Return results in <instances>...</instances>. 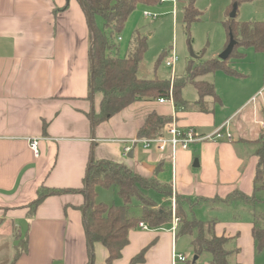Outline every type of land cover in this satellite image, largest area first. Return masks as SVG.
I'll return each mask as SVG.
<instances>
[{"label": "crops", "instance_id": "0c3cea01", "mask_svg": "<svg viewBox=\"0 0 264 264\" xmlns=\"http://www.w3.org/2000/svg\"><path fill=\"white\" fill-rule=\"evenodd\" d=\"M241 5L248 6L241 13L238 8L240 22H264V0H243ZM90 50V26L78 0H0V233L10 225L24 235L25 243L21 254L0 258V264L106 263L108 250L99 243L90 263L84 194L51 196L34 212L29 209L42 186L82 189L93 160L123 165L169 186V198L147 190L161 196V203L154 201L158 207L171 210L178 206L177 197L192 199L194 203L182 204L188 217L216 220V236L233 239L239 249L235 263L259 264L264 251L257 252L254 218L245 211L248 200L241 197L255 199L254 209L264 205L258 197L264 178L257 184L254 143L264 133V81L257 87L240 81L239 89H233L246 76L230 67L242 76L220 75L224 82H218L215 73L214 80L201 78L214 86L217 97L201 99L196 89L194 97L186 96L185 87L181 97L186 104L138 101L94 125L92 115L102 96L90 88ZM154 113L180 128H194L202 137L225 126L232 140L196 143L179 151L173 165L141 146L131 147ZM34 139L39 141L38 158L30 149ZM205 205H224L225 212L209 219ZM172 229L173 222L148 231L132 229L128 246L113 264H130L142 252L144 260L138 264H173V253L187 258L176 264H190L195 236H179L178 229L175 234ZM184 237H190V243L178 246ZM211 258L203 253L191 264H211Z\"/></svg>", "mask_w": 264, "mask_h": 264}, {"label": "trees", "instance_id": "16d2710c", "mask_svg": "<svg viewBox=\"0 0 264 264\" xmlns=\"http://www.w3.org/2000/svg\"><path fill=\"white\" fill-rule=\"evenodd\" d=\"M161 0H78L88 18L91 35L90 50V88L93 94L99 93L102 98L99 110L93 113L94 125L108 121L115 114L121 112L134 102L157 101L160 98H170L172 95L175 105L182 102V90L192 85L199 92L201 99L206 97H217L214 86L201 78L208 74L221 71L230 76H242L231 69L229 62L232 59H242L243 54L237 52L242 47L252 49L255 53H264V22H240L238 17L231 18L230 15L236 7V13L243 0H232L227 8V19L224 27L228 35V42L232 35L238 42L232 55L225 61L211 60L203 63L201 72L193 71L194 60L191 61L187 75L174 82H163L157 78L152 80H141L138 78V68L147 52V39L141 37L137 32L132 37L129 55L120 58L112 55L113 46L109 43L104 31L95 24V18L101 17L106 28H113L120 32L130 15L135 11L139 3L149 6L158 5ZM237 15V14H236ZM202 13L190 3L184 8V22L189 28L194 22H198ZM200 78V79H199ZM201 105V103H198ZM203 106V105H202ZM171 119L157 114H151L145 126L139 131V138H154L162 133L164 125ZM257 184L264 178V149L259 148ZM115 188L123 201L122 206H113L97 202L96 188ZM153 190L164 197H172V189L161 185L155 180H147L127 167L108 161L93 160L88 169L84 187L80 190L52 189L46 186L39 188L37 198L29 205L31 212L48 197L59 196L65 193H82L88 199L84 209V225L86 228L88 255L90 263H94V245L102 244L108 250L105 264H113L122 256V251L129 244V232L138 227L139 223H145L152 229L169 225L173 220L171 210L161 207L156 212L148 213L143 208L139 218L129 215V206L137 201L148 208H155L157 204L147 197L144 192ZM244 200L255 201L248 197ZM246 198V199H245ZM177 208L175 217L180 220L179 236H195L192 248L195 256L203 253L211 254V264H238L234 258L239 254L236 243L231 238L217 237L215 227L216 220L202 221L189 218L188 213L182 207L183 202L192 204V199L176 198ZM182 202V203H181ZM181 206V207H180ZM253 235L258 253L264 251V225L257 215H253ZM197 231V233H195ZM196 234V235H195ZM144 260V252L134 258L130 264H138Z\"/></svg>", "mask_w": 264, "mask_h": 264}, {"label": "rangeland", "instance_id": "374dc122", "mask_svg": "<svg viewBox=\"0 0 264 264\" xmlns=\"http://www.w3.org/2000/svg\"><path fill=\"white\" fill-rule=\"evenodd\" d=\"M191 1L192 0H165V2L155 6L139 3L120 32L114 30L112 27L106 28L104 20L99 16L95 18V24L99 29L104 31L109 43L113 46L112 55L120 58H125L129 55L132 37L135 33L138 32L141 37H145L148 45L147 52L139 65L137 73L138 78L141 80H152L157 78L163 82L173 83L172 69L167 66V64L174 58L177 59L175 63L174 79L179 80L187 75L192 60H194V67L191 63L193 71L199 73L203 69V63L217 60L227 47L228 35L224 27V22L227 19L226 11L231 2L227 0H195L193 3L194 8L200 11L202 16L198 22H194L188 28L184 22V8L187 4H190ZM241 6V8L239 7V13L248 5ZM146 13L156 14L158 18L156 20L148 19L145 17ZM247 13L250 15L251 10ZM251 20L247 21L250 22ZM119 38H121V41H119ZM191 51H193L196 59L191 58ZM237 52L243 54V58L232 59L229 62V66L241 72L246 77L242 80H237L238 82H235L232 88L239 89L241 86L240 83H242L240 81H245L244 83L250 85V87L251 85L253 87L259 86V84L264 81V53H255L252 49L242 47L237 48ZM223 73L224 72L221 71L215 72L218 82H224V80L220 78V75L226 74ZM207 76L205 80H214L215 78L214 73L208 74ZM220 87L224 88V84ZM185 89L186 96L189 95L194 97L196 91L192 85L186 86ZM227 99L228 97L225 98V100ZM254 143L257 144L258 149H264V133L261 134ZM259 186H264V182L262 181ZM96 193H99L98 202L113 206L123 205V201L115 188L106 189L98 187ZM144 194L157 204L161 203L162 198L160 195H157V193L145 191ZM258 197L264 200V191H260ZM244 205L245 211L249 212L250 216L257 215L264 224V205H257L256 209H254L252 201H249V204L244 203ZM229 206H227L226 209ZM141 207L145 208L144 211L148 213L156 212L158 210L157 208H161L160 206L148 208L135 200L129 206L128 212L130 217H141L143 211ZM222 208H225L224 205H205L202 207L205 213L209 215V219H212L213 216L223 214L222 212L225 211H223L224 209ZM199 211L200 209L196 210V213L198 214ZM2 231L3 232L0 233V258L5 260L10 259L11 256L13 258V256L21 254L23 252L22 247L25 244L24 235H21L10 225L4 226ZM195 233H197V231H195ZM184 238L179 239L178 246L184 247L190 243V237ZM16 243H20V246L15 247ZM207 255L208 254H204L203 256L207 257ZM194 256L195 255H192V257L189 258L190 264L193 263ZM259 264H264V253L259 257Z\"/></svg>", "mask_w": 264, "mask_h": 264}, {"label": "built area", "instance_id": "2783aa9c", "mask_svg": "<svg viewBox=\"0 0 264 264\" xmlns=\"http://www.w3.org/2000/svg\"><path fill=\"white\" fill-rule=\"evenodd\" d=\"M161 3L165 2V0H161ZM145 17L148 19L156 20L158 15L146 13ZM121 41V38H119ZM177 59H173L171 62L167 64L172 69V81L174 80V72H175V63ZM160 104H173L172 95L170 98H160L158 100ZM224 128H220L216 131L214 135H210L207 137H202L198 135L194 128H180L178 124L171 120L167 122L162 130V133L154 138H134L131 141V147L141 146L144 150L154 153L159 156L161 159L170 160L174 165L176 161V156L179 151L189 150L190 147L196 143L203 141H215L226 138L228 141H231V136L228 133H224ZM30 149L33 152L34 157H39V141L34 139L30 143ZM130 149H127V152ZM174 201V199H173ZM173 213V232L176 233L180 220L175 217L176 205H173L172 209ZM138 227L143 231H148L149 226L145 223H139ZM173 264L178 262L185 263L187 262V258L184 255L173 253L172 257Z\"/></svg>", "mask_w": 264, "mask_h": 264}, {"label": "water", "instance_id": "95a60500", "mask_svg": "<svg viewBox=\"0 0 264 264\" xmlns=\"http://www.w3.org/2000/svg\"><path fill=\"white\" fill-rule=\"evenodd\" d=\"M195 0H192L191 3L193 4ZM236 7H234L230 17L231 18H235L236 17ZM238 42L234 39V37L231 35L230 36V41H229V44L227 45L225 51L219 56V59L222 60V61H225L227 60L233 53V50L234 48L237 46ZM191 58L192 59H196V56L194 55L193 51H191ZM130 158L133 157V152L130 153L129 155ZM88 199H87V204H88ZM84 215V213H83ZM198 260V256H195L194 257V261H197ZM92 262V261H91Z\"/></svg>", "mask_w": 264, "mask_h": 264}]
</instances>
